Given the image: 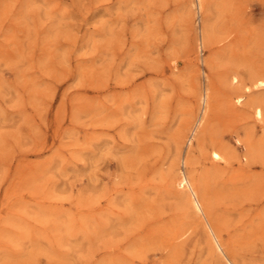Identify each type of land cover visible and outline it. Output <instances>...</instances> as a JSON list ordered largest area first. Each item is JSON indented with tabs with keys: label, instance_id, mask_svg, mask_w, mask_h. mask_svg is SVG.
I'll list each match as a JSON object with an SVG mask.
<instances>
[{
	"label": "rangeland",
	"instance_id": "374dc122",
	"mask_svg": "<svg viewBox=\"0 0 264 264\" xmlns=\"http://www.w3.org/2000/svg\"><path fill=\"white\" fill-rule=\"evenodd\" d=\"M225 255L264 264V0H0V264Z\"/></svg>",
	"mask_w": 264,
	"mask_h": 264
},
{
	"label": "bare ground",
	"instance_id": "6f19581e",
	"mask_svg": "<svg viewBox=\"0 0 264 264\" xmlns=\"http://www.w3.org/2000/svg\"><path fill=\"white\" fill-rule=\"evenodd\" d=\"M199 4H201V2H199ZM209 36H210L209 35V25H208V22L204 19L203 20V25L201 27V37L204 38L205 41L207 40L206 42H208ZM240 75H238L237 73L236 74H233L232 77H231V79H230L231 80V84L234 85V88L236 90H238V91L241 88L244 91H250L251 90V85L250 84H245V82L243 81L244 80L243 79L244 77L242 78V76H240ZM260 83H262V80H260L259 82H254L253 83V86L254 85H258ZM241 100L242 99H241L240 95L238 94L236 96V100L235 101L238 102V101H241ZM204 102L207 104V107L204 108L203 114L199 116L198 120H196L194 122V124L192 125V127L190 129V137L191 136L193 137V136H195V134H198L197 137H196L198 140H200V138L202 136V131H204V129L206 127L205 120L208 118L209 113H210L209 111H210V106L211 105H210L209 101L207 103V93L204 95ZM206 109H207L206 115H204ZM254 114L257 117H262V114L263 113H262V106L261 105H256L254 107ZM185 127H188V125H186ZM175 153L177 155V152H175ZM211 156H212V158H215V159H219L221 157H224L225 158L224 155H222L219 151H217L215 149L211 150ZM185 158H186V156L183 157V162H185ZM176 176H177L178 183L182 186V188H184V197H185L184 199L187 202L190 203V206H191V208L194 211L203 213L202 203L200 201V197H203V195H201L202 192H201L200 188L198 187L199 185L195 184V182L192 181V179L189 177V175L186 174L185 171H182V170L177 171ZM205 224H206L207 230L209 231V233L211 235L210 236L211 239H212V241H211L212 242V246L211 247H214V249L216 248V249H218V251L223 252V250H222V244H221V241H220L221 239H219V236H218L217 232L215 231V229L213 228L212 224L210 223V221L207 218H205ZM224 259H226V264H240L235 259L230 258L227 255H225V258ZM222 262H223V260H222Z\"/></svg>",
	"mask_w": 264,
	"mask_h": 264
}]
</instances>
